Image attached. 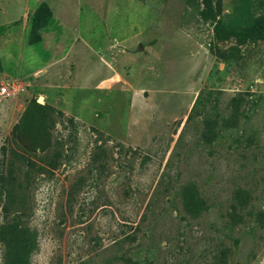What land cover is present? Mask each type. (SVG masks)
Here are the masks:
<instances>
[{
  "label": "rangeland",
  "instance_id": "1",
  "mask_svg": "<svg viewBox=\"0 0 264 264\" xmlns=\"http://www.w3.org/2000/svg\"><path fill=\"white\" fill-rule=\"evenodd\" d=\"M78 1L90 49L129 37L116 43L128 53L112 55L114 73L99 70L111 77L108 91L106 83H79L80 106L69 107L80 119L42 100L50 77L32 73L56 46L72 43L54 23L59 15L71 23L75 9L60 0H0V84L8 85L0 146L29 150L32 163H15L13 179L0 163V187L22 198L0 208V264H264V42L214 38L211 20L200 16L204 0ZM233 1L220 0L223 22ZM41 4L52 38L40 43V29L29 43ZM252 11L264 14V0ZM63 69L67 75L66 62ZM87 71L80 67L78 77ZM30 100L63 113L52 114L47 134ZM44 143L60 153L54 167L39 159ZM97 144L103 166L87 171Z\"/></svg>",
  "mask_w": 264,
  "mask_h": 264
},
{
  "label": "trees",
  "instance_id": "2",
  "mask_svg": "<svg viewBox=\"0 0 264 264\" xmlns=\"http://www.w3.org/2000/svg\"><path fill=\"white\" fill-rule=\"evenodd\" d=\"M203 8L201 9L200 16L202 19H209L212 22V31L214 38L220 41L228 40L233 38L235 43L241 45L246 41L252 40H262L264 42V14H256L252 11V6L258 3V0H234L233 1V16L223 22L218 15L220 13V0L214 1H206L203 2ZM206 13V14H205ZM50 18V12L48 11L45 4L38 5L33 13H32V22L30 27L29 34V43H35L39 41L38 30L43 28ZM35 110L36 112V122L39 127V131L47 134V129H45L46 124L50 120H52V114L63 115V113L55 110L53 107L36 103L34 100H30L28 102V107ZM69 121L73 122L74 119L72 117L67 118ZM17 126H14V129ZM12 129L10 134H13L14 131ZM37 134L38 130L36 129ZM44 149L42 155L39 157L40 160L44 161L47 166L54 167L56 165L57 159L60 155L58 150H49L46 143L42 145ZM98 144L91 151L89 159L86 163L85 170L90 171L93 168H102L103 164L98 162ZM6 156L3 157L5 155ZM1 159L0 163L5 164L6 174L9 178L13 179V171L20 170V167L15 165V163H31L28 155L30 154L29 150H15L11 148L10 150H4V146H0ZM47 154L50 157L47 158ZM34 163V170L36 171H47L45 167L41 164ZM5 174V176H6ZM1 175V174H0ZM237 192L235 191V197L237 196ZM190 192L187 191V188H184L181 191L182 199L184 202H188L191 196ZM21 196H17L14 193V188L7 187L6 185H2L0 187V208L3 210H7L10 206L15 207V203L18 200H21ZM19 201V202H20ZM190 201V200H189ZM21 203V202H20Z\"/></svg>",
  "mask_w": 264,
  "mask_h": 264
},
{
  "label": "crops",
  "instance_id": "3",
  "mask_svg": "<svg viewBox=\"0 0 264 264\" xmlns=\"http://www.w3.org/2000/svg\"><path fill=\"white\" fill-rule=\"evenodd\" d=\"M72 1L73 0H60L59 3L63 6V8H66L68 11H70L71 12V13L69 12L70 14H73L74 12L73 9H75V12H76L75 19L73 20V17H72V22L73 21L75 22V28H72V25H71L72 22L71 23L62 22L60 15H59V20H60L59 23L52 22V17H50L47 24L43 28H41L42 40L40 41V43L41 42L44 43L46 40L52 38V35H50L49 31H50L51 23H54L55 25H58L61 28L60 32H63V34H65L63 31V29L65 28L64 30L66 31L67 34L70 35L69 38L72 41V43H70L65 48L56 46V49L58 51L54 52V54H52L49 57L47 56L46 61L42 62L41 64L36 65L32 73L38 74L39 72L37 71L40 70L41 72L44 70L45 73L48 74L50 77V82H48L50 84V87L48 88L44 87V93L40 94V96H42L41 97L42 100H45L46 103L54 107H57L58 109L63 111L65 114H70L76 119H80V115H78L77 111L69 107L70 104L71 105L74 104L77 107L80 106V104L74 102L76 92L84 91L82 88H77L79 87L78 85H80L79 83L81 82L83 83L98 82L99 84L100 82L106 83V84H103V87H105L103 88V91H108V89H110L112 85L111 83L113 82L111 80V77H108V78H103V77H105L108 74L111 75L115 71V66L113 62H111L110 60L112 58V55L116 51H122L125 53V55H127L128 53L125 48L121 47L120 45H116V43L118 42L119 44L124 43V42L126 43L129 41V37H125L123 39H119V38L117 39L116 37L113 36L112 40L115 42V44H113L111 47H98L95 50L90 49L88 47V43L83 38H81L82 36L79 33L80 28L85 26L87 21L85 22L81 20L80 14H81L82 8L80 7L79 1L76 0V3H77L76 5L75 3L73 4ZM90 15L94 18V20L98 21L97 14H95L92 11ZM60 35L62 34H56L54 37H59ZM105 39L107 43L106 46H110L109 38L106 36ZM56 41H57V38H56ZM107 48L109 49L107 50ZM88 52L92 53V56H94L95 60L88 61L89 59ZM73 60H77V61L74 62V64H70V62H72ZM65 62L67 63V66H68L67 75H65V69H63ZM81 62H84V64ZM48 65L50 67H47ZM84 65H87V70H88L87 74L89 75L87 79H80L78 77L77 72L79 71L80 67ZM99 70H104L106 75L99 77ZM94 73H96L95 78L91 76ZM57 98H66V101L62 103L63 105H61L60 101H59L60 103L59 102L57 103L58 101L56 100ZM76 98H77V95H76Z\"/></svg>",
  "mask_w": 264,
  "mask_h": 264
},
{
  "label": "built area",
  "instance_id": "4",
  "mask_svg": "<svg viewBox=\"0 0 264 264\" xmlns=\"http://www.w3.org/2000/svg\"><path fill=\"white\" fill-rule=\"evenodd\" d=\"M8 85L7 84H0V95H5L7 94V89Z\"/></svg>",
  "mask_w": 264,
  "mask_h": 264
},
{
  "label": "water",
  "instance_id": "5",
  "mask_svg": "<svg viewBox=\"0 0 264 264\" xmlns=\"http://www.w3.org/2000/svg\"><path fill=\"white\" fill-rule=\"evenodd\" d=\"M39 100H41V99H39Z\"/></svg>",
  "mask_w": 264,
  "mask_h": 264
}]
</instances>
